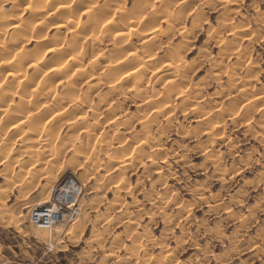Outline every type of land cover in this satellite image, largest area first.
<instances>
[{
    "label": "rangeland",
    "instance_id": "obj_1",
    "mask_svg": "<svg viewBox=\"0 0 264 264\" xmlns=\"http://www.w3.org/2000/svg\"><path fill=\"white\" fill-rule=\"evenodd\" d=\"M133 2L134 0H124L123 4L129 8ZM29 3L34 5L33 1ZM25 5L20 6L22 11L17 5L16 10L12 11V6L14 8L12 0H0V17L12 13L15 19L19 20L20 16V19L24 20L22 23L33 25L34 21L37 22L39 19L34 16L31 22L28 21L31 19L30 11L33 6L30 8ZM181 6L182 4L177 1L172 5V9L176 11ZM43 11H41L43 14L40 12L41 15L48 14L44 19L57 18V15H53V10ZM183 12L187 16L183 23L189 28V35L184 42L186 46H190L183 49L182 61L189 65L193 62L195 64L193 63L192 72L185 81L186 88L178 87L183 93L188 94L182 93L181 97L176 98L177 103L195 93L196 98L191 101L193 105L204 104V101L207 103L214 99L221 105L223 96L229 97L226 94L227 83L223 75L238 66L242 70L253 71L252 74H255L253 84L256 90L248 92L246 98L238 94L229 99L240 105L237 104L240 114L249 110L248 117L246 115V119L238 120L233 125L229 124L223 142L209 146L208 141L209 155L206 159L202 151L206 144L205 137L194 136L192 133L191 136L183 134L184 129L189 130L192 125L193 112L190 108L187 107L185 110L188 112L187 116H184L179 108L175 110L173 116L168 118L162 114L154 121L156 113H151L150 105L144 103L136 95V90L127 87V84L122 92L118 95L112 94L110 97V106L114 108L113 114L118 116L116 122L135 118V125L128 129L125 135L129 137L131 132L128 131H139L140 139L147 135L157 138L161 128L166 127V130H163L165 135L161 137L162 150L157 156L165 155V158H153L150 161L149 159L147 161V158H137L131 166L120 168L122 170H108V173L105 172V168L102 171L91 165L94 159L93 147L83 146L86 149L82 148V152L73 151L71 146L77 144V133L67 138L66 132H69L67 125L61 127L59 124L60 128L55 124L49 125L52 133L46 131L47 127H43L39 134L34 130L30 131L32 132L30 134L29 130L32 129H29L30 126L27 127L29 125L27 123L22 124L17 132L14 129L8 130L6 126L2 127L0 149L2 155L7 156L1 158L0 153V264H151V262L167 264L171 259L172 263L169 261L168 264H264V0H195L188 4ZM83 13L79 22H83L88 16L86 11ZM49 19L44 20V25L38 28L43 27L40 30V37L49 39L47 41L41 39L45 41L46 46L54 36L59 37L58 29L53 28V22L57 19H52L54 20H51L52 24L49 23L51 22ZM4 29L7 28L0 29V45L10 40L9 36L13 30L7 29L4 32ZM233 31H238L235 38ZM19 36L20 39L17 37L19 41L28 44L21 47L17 57L23 54L22 51L24 53L33 51L32 47L37 42V39L30 38V35ZM62 36L64 35L62 34L60 38ZM219 37L226 47L223 43H215ZM179 39V36H175L173 41L179 42L181 40ZM136 47L141 48L138 44ZM41 54L42 51L38 56ZM52 54V52L44 56L42 54L41 59L49 63L48 61L53 58ZM155 56H159V53ZM162 70L161 67L158 72ZM216 72L223 73L221 82L215 78ZM47 76L49 74L42 80ZM131 80L132 78H129L126 82ZM179 82L180 80L176 81ZM54 84L45 85L43 88L45 97L48 95L47 99L50 102H55L58 98L56 96H59L64 86ZM5 89L8 92L9 89ZM107 90L105 85L97 86L91 103L94 105L99 99V94ZM256 96L261 102L255 99ZM260 103H263V106ZM146 107L149 113L141 118ZM106 111L103 110V113ZM146 120L147 124L152 122L149 131L147 128L141 130V123ZM224 120H228V117ZM110 124L108 127L100 126L98 131L103 129L107 131L112 127ZM23 128L26 129L24 132ZM13 131L16 134L12 135ZM28 132L30 135H27ZM36 134L39 136L35 137ZM43 135H49V143ZM64 138L68 140L65 141ZM3 144H7L4 145V149H7L8 153L3 151ZM28 146L33 148L32 152ZM46 146L53 149L60 146L59 149L63 147L64 151L54 149L59 156L57 153H54L56 156L53 154L54 150L49 155V150L52 149L46 150ZM25 150L31 154L42 150L39 154L40 159L38 154L34 153L32 156L33 154L30 155L29 152L27 154ZM84 150H88L87 157H84L86 156ZM144 150L147 151V148L144 147ZM100 156L98 157L100 161L106 160L105 154ZM90 157L93 159L89 160ZM8 158L9 161H13L11 164L13 167L6 163ZM12 158L17 160V163ZM28 161L37 162L39 165L37 163L30 165ZM25 162L27 164L23 165ZM157 165L159 169L156 168ZM24 169L28 172L26 173ZM113 180L120 185L131 187V194L121 193L115 197L116 183ZM166 197L172 201L168 203ZM38 202L53 205L62 216L48 225H35L32 222V208ZM174 202L181 204V210L177 209ZM149 238L153 243L156 241L154 246L148 242ZM167 248H170L171 252L166 259L164 258L168 261L163 262L161 256L168 250Z\"/></svg>",
    "mask_w": 264,
    "mask_h": 264
},
{
    "label": "bare ground",
    "instance_id": "obj_2",
    "mask_svg": "<svg viewBox=\"0 0 264 264\" xmlns=\"http://www.w3.org/2000/svg\"><path fill=\"white\" fill-rule=\"evenodd\" d=\"M30 1H33L34 5L31 4L33 8L29 5ZM177 1H179L182 6L180 9L174 11V9H172V5L177 3ZM194 1L195 0H134V2L131 3V6L127 8L123 4L124 0H12V5L14 4V8L12 6V11L16 8V5L18 7H24V5L27 4L31 8V19H28V21L30 20L31 22L33 19L32 17L34 16H37V19L39 20L37 22L34 21L33 25H29L30 23L27 25L21 22L24 20H21L20 16L18 17L19 20L15 19L13 17L15 15H12V13H10V15H6V17H0V29L4 27L8 30L13 29L9 36L10 40H8V42L6 41L7 43L2 42L0 45V131L2 130V127L6 126L8 130L14 129L17 132V130L21 128L22 124L27 123L29 124L27 127L30 126L29 129H32L29 130V132H33L34 130L39 134L41 133L40 131L43 130V127H47L46 131L52 133L53 131L52 129H49V125L55 124V126H58L60 124L61 127L67 125V131H69L66 132L67 138L74 136V134L77 133V144H72L71 146L73 151L78 150L82 152L83 146H88L89 148L90 146L91 148L93 147L94 159L92 157L88 158L89 160L93 159L91 165L94 167L97 166V168L102 169V171H104L105 168V172L107 173L108 170H122L120 168L131 166L137 158H147V161L148 159L150 161L153 158L163 159L165 158V155H161L159 157L157 156L162 150L161 137H163L162 135H165L163 130L165 131L166 127L161 128L157 138L147 135L143 137L144 139L141 138V140L139 138V131H128L129 133L131 132V136L127 137L125 135V132L135 125V118L131 117L125 121L116 122L118 116L113 114L114 108L110 106V97L112 94L118 95L122 92L125 85L128 84L127 87L129 86L135 89L136 95H138L144 103L150 105V112L156 113V116L153 118L154 121L157 116L162 114L166 115L168 118L173 116L175 110L179 108L183 112L184 116H187L188 112H185V110L187 107L190 108L193 112V124L190 126L191 128L189 130L184 129L183 134L184 136H191L192 133L194 136L198 135L205 137L206 144L202 151H204V156L206 155V159H208V141L210 142L209 146H213L218 142H223L226 138V127L229 124H235L238 120L246 119L249 115V110H245L246 113L243 112V114H240L238 107L239 104L229 98H234L238 94L246 98L248 96V92H254L256 89L253 84V71L250 69L245 71L242 70L241 67L237 66L233 67V70L228 74L227 71L225 72L226 74L223 75L226 78L225 82L227 85L226 83L225 85L227 86V89L225 90L229 97L223 96V100L221 101L223 103L221 105H218V100L216 99H211L212 101L207 103L204 101V104L193 105V102L191 103V101L196 98L194 96L195 93L194 95H188L190 98L187 96V98H184L180 101V103H177L176 98L181 97L183 94L186 95L187 93H183V90L178 87L183 86L186 88L185 81H187V76L190 72H192V68L195 64L193 60L192 62L194 64L192 63L190 65L186 64L184 60L182 61L183 49L190 46H186L187 44H185L186 41L184 40L186 36L189 35V28H186L183 23V21L187 18L185 14L186 11L183 12V10L186 6H188V4H191ZM48 10H53V15H57V18H55L57 19L56 22L54 21V17H51L54 20L49 19V17L47 19H49V21H54L53 28L58 29V31H55H57L59 37L54 36L46 46L45 41L41 40L44 39V37H40V30H42L43 27L42 29L38 28H41L42 24L44 25V20H47L44 18L48 15L47 13L45 16L41 15L40 12H46ZM85 11L88 15L86 16V20L79 22V18L81 19L84 14L83 12ZM52 21L49 23L52 24ZM7 29H4V32H6ZM189 31L192 33L191 29ZM41 32L43 33V31ZM233 33V37H237L235 34L238 33V31H233ZM60 34H63L65 37L62 36L63 38H60ZM19 35H22V37L23 35H30V38H36L37 42H35L34 47H32L34 48L32 49L33 51H30L29 53H24V51H22L23 54L17 57L21 51V47L28 44V42L23 44L22 41H19L17 39V37L20 39ZM175 36H179L181 40H178L179 42H174L173 40L175 39ZM220 39L221 38L219 37V40H216L215 43H223V46L226 45L224 42H221ZM136 44H138L141 48L137 49ZM41 51L43 56L48 52H52V59H54V61H52V59L51 61L47 60L50 63L49 64L45 62L46 60H42V54L38 56ZM158 53L159 56H155ZM50 58L51 56L49 59ZM244 61L247 62L245 59ZM161 67L163 70L158 72ZM30 70L32 71L30 72ZM221 72H216V75H214L218 82L222 81L221 79L223 73ZM46 74H49V76H47L45 80H42ZM8 78H10V80H8ZM129 78H132L131 82H126ZM177 80H180V82L176 83ZM54 83L56 86H62V84H64V86H62L63 88L61 89L63 90L62 92H59V96H56L58 98H56L55 102H50V100L47 99L48 95L45 97V90L43 88L45 85H53ZM100 84L105 85L108 90L104 91V93H100L99 99H97L99 103L96 101L97 103L95 102L96 104L94 103L93 105L91 100L95 94L94 90ZM5 88L9 89L8 92H6ZM33 92H35V95H33ZM50 96L52 97L53 94ZM198 96L200 98V93ZM241 96L240 98H243ZM255 99H258V96H256ZM258 100L261 102L260 98ZM260 104L262 105L263 103ZM102 107H104V109H101ZM147 107L143 109L141 118L148 115L149 109H147ZM250 108L252 109V107ZM103 110H107L105 114L103 113ZM227 117L228 120H224L225 118L227 119ZM172 120H170V122ZM144 122L145 121L141 123V130L147 128V131H149L152 122L150 124H147V120L145 123ZM109 123L112 125L110 129L107 131L104 129L102 131H98L100 126L103 125V127H108L107 125ZM58 128H60V126H58ZM25 130L23 128V132ZM59 130H57V133ZM16 132L14 133L13 131L12 135L13 133L16 134ZM29 132L27 135L32 133L30 132L29 134ZM71 132L72 135H70ZM18 134L20 135L21 133L19 132ZM49 135H46L47 137L43 135V137L45 136V139L47 138V142ZM38 136L36 134L35 137ZM43 137H41V139H43ZM66 139L65 141L68 140ZM31 141H34V139H31ZM42 142H44V140ZM33 143L37 144V142ZM67 143L65 142L66 145L70 146V144ZM4 145L5 144H3L2 149L5 148ZM47 146L45 147L46 150L49 148H47ZM57 147L58 146H56V148ZM144 147L147 148V151L144 150ZM56 148L54 149L63 150V147L62 149H59L61 148L60 146L58 149ZM31 149L33 150V148L30 147V152H32ZM49 149H52L49 150L50 153L49 151L46 152L50 155L54 149L52 147ZM5 150L7 149H4L3 151L8 153V150ZM55 150L53 151V154L57 153ZM88 150H84L86 155L84 157H87L88 153L86 151ZM41 151H38L39 153L33 152V155L28 150L26 153L29 152L32 156L36 153L38 154V159H40L39 154ZM63 151L61 152L63 153ZM21 152H23L22 149ZM76 153L78 155V152ZM2 154L3 153H1V155ZM36 154L35 156L37 158ZM57 154L56 155L59 156V153ZM101 154H105L106 160H99L98 157ZM6 156L7 155L4 157L2 155L1 158H6ZM41 156H43V153ZM96 158H98V160ZM13 159L14 158H12V160ZM7 161L8 162L6 163H10L9 166L13 167L11 165L13 161H9V158ZM15 161L17 163V160ZM26 162L25 164H23L24 162L22 164L26 165ZM33 163L30 162V165ZM51 163L53 164V162ZM30 165H28V168ZM36 165L35 168L38 167ZM53 165H55V163ZM156 168L159 169L160 167L158 166ZM19 170L21 171V169ZM159 171H161V169ZM27 172L28 171L26 170V173ZM31 172L29 171V173ZM36 172L37 170L34 173ZM115 183V197H118L121 193L125 195L131 194V187L128 185H120L116 181ZM166 198L168 199L169 197ZM170 201L172 200L168 199V203ZM174 205L177 206L178 210H181V204L174 202ZM32 214L34 217L38 215V219L43 224H48L51 220H57L62 216L61 212L55 209L53 205H43L42 202H38L34 205L32 208ZM148 242L153 245L156 241L153 243V240L149 238ZM165 251L161 256V259H166V257L169 256L171 249L169 248ZM157 259L158 257L155 260ZM161 259H159V261ZM165 259L163 262L168 261H165ZM170 263H172V261ZM158 264H161V262Z\"/></svg>",
    "mask_w": 264,
    "mask_h": 264
},
{
    "label": "built area",
    "instance_id": "obj_3",
    "mask_svg": "<svg viewBox=\"0 0 264 264\" xmlns=\"http://www.w3.org/2000/svg\"><path fill=\"white\" fill-rule=\"evenodd\" d=\"M53 220H51L50 222H52ZM32 222L37 225V226H45V225H48V224H43L41 223V221L38 219V215L36 217H34V215L32 214Z\"/></svg>",
    "mask_w": 264,
    "mask_h": 264
},
{
    "label": "crops",
    "instance_id": "obj_4",
    "mask_svg": "<svg viewBox=\"0 0 264 264\" xmlns=\"http://www.w3.org/2000/svg\"><path fill=\"white\" fill-rule=\"evenodd\" d=\"M180 40V39H179ZM191 46H192V44H191ZM201 50V49H200ZM198 55V54H197ZM207 57H208V55H206ZM196 57V56H195ZM203 59V58H202ZM213 76V75H212ZM124 100V99H123ZM141 107V106H140ZM140 110V109H139ZM193 119V118H192ZM192 122V121H191ZM192 124H193V122H192Z\"/></svg>",
    "mask_w": 264,
    "mask_h": 264
}]
</instances>
